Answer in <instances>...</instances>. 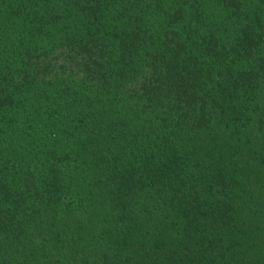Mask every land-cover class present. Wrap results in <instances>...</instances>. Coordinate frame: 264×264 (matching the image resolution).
Segmentation results:
<instances>
[{"label": "trees", "instance_id": "16d2710c", "mask_svg": "<svg viewBox=\"0 0 264 264\" xmlns=\"http://www.w3.org/2000/svg\"><path fill=\"white\" fill-rule=\"evenodd\" d=\"M0 264H264V0H0Z\"/></svg>", "mask_w": 264, "mask_h": 264}]
</instances>
